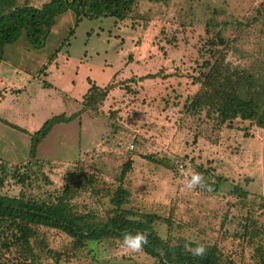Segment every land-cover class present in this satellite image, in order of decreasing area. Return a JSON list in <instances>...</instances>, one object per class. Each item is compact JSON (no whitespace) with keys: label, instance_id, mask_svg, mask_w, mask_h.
<instances>
[{"label":"rangeland","instance_id":"obj_1","mask_svg":"<svg viewBox=\"0 0 264 264\" xmlns=\"http://www.w3.org/2000/svg\"><path fill=\"white\" fill-rule=\"evenodd\" d=\"M48 1L14 0L35 6ZM263 3L264 0L143 2L141 9L150 18L148 26L138 24L134 28L130 21L115 25L111 16L83 17L76 21L69 9L56 17L43 46H31L22 33L5 46L1 62L17 65L30 74L31 81L25 92L19 89L21 84L10 88L8 95L0 90V160L13 165L31 161L32 177L23 187L11 179L4 192L14 196L23 189L28 196H43L61 187L69 173L81 164L113 190L123 163L131 158L133 164L124 181L130 191L126 208L159 215L161 220L154 223L159 236L165 239L171 230L175 236L216 242L222 253L237 264H256L263 236L250 233V237H243V234L244 225L247 231H252L264 223V182L257 172L262 174L264 165L260 166V158L248 161L252 157H246V153L259 145L263 131L253 138L247 131L253 123L243 126L242 133L249 137L242 149L237 141L243 134L223 128L218 133L220 137L213 136L216 145L209 147L203 140L208 128L203 127L196 134L191 128L194 120L184 116L181 102L197 89L189 75L197 73L198 49L212 35L218 33L230 40L227 58L233 65L249 67L253 72L263 66L264 7L260 12ZM58 46L56 71L48 65L50 72L46 76L40 74L32 79L42 72L39 70ZM121 71L125 76L113 80L116 82L111 83L98 110L84 111L80 122L75 119L55 125L39 143L35 158L29 155V136L6 123L17 125L22 120L20 113L28 108L26 96L36 111L48 102L51 91L46 86L37 93V81L39 85L51 82L59 89L71 86V94L78 96L84 95L91 83L102 87ZM152 74L156 76L147 77ZM64 108L68 109L66 104ZM187 118L190 120L184 126ZM129 144L135 148L129 150ZM178 163L183 164L181 172L176 168ZM193 169L203 174L210 191L186 188ZM249 177L252 179L245 181ZM214 182L216 188L211 185ZM237 187L253 192L241 199L233 190ZM75 201L90 204L94 198L88 191ZM55 238L51 241L54 247L69 240L65 236ZM42 261L158 264L144 251L131 253L114 240L89 242L70 260ZM0 264L20 263L14 254L6 252L0 256Z\"/></svg>","mask_w":264,"mask_h":264},{"label":"trees","instance_id":"obj_2","mask_svg":"<svg viewBox=\"0 0 264 264\" xmlns=\"http://www.w3.org/2000/svg\"><path fill=\"white\" fill-rule=\"evenodd\" d=\"M143 2L159 3L166 0H49L40 6L0 0V60L3 59L5 46L15 42L22 33H25L31 46H43L56 17L69 9L74 12L76 21L83 17L111 16L115 18V25L130 21L132 28L138 24L147 27L150 18L141 9ZM263 5L260 6V12ZM59 49L57 47L54 50L49 60L55 57ZM230 49V40L218 33L204 41L201 49H198L197 73L189 75L197 89L184 98L181 110L184 116L192 117L197 129L209 123L215 129H220L233 124L236 119L264 129V64L256 72L249 67L233 65L227 58ZM154 76L156 74L147 75ZM44 85L50 86L47 82ZM110 86L101 87L91 83L77 111L53 115L34 132L6 123L29 136V155L35 158L39 143L55 125L75 119L80 122L81 113L98 110ZM197 129L196 134L200 133ZM31 164L28 161L26 164L13 165L0 160V256L6 252L14 254L20 264H50L43 263L44 258L57 262L70 260L89 242L114 240L123 245L122 234L128 230L133 234L136 231L150 233V243L143 251L158 264H237L222 253L216 242L175 236L171 230L167 238L162 239L154 227V223L161 220L159 215L126 208L130 202V191L124 181L133 164L131 158L123 163L113 190L100 183L80 163L69 173V178L61 187L43 196H28L23 189L14 196L4 192L11 179L21 187L31 181ZM211 185L216 188L215 182ZM233 190L241 199L250 194L242 187ZM88 191L94 202L75 201ZM105 197L108 200H104ZM262 208L264 210V201ZM167 223L170 226L168 219ZM244 230L243 237L255 233V236L260 234L263 236L261 239H264V223L260 228H252V231H247V225H244ZM60 236L69 240L60 247H54L51 241ZM195 242L207 247L205 256L194 257L184 247L186 243L195 247ZM158 249H162L164 254L161 255ZM257 251L256 264H264V244H260Z\"/></svg>","mask_w":264,"mask_h":264},{"label":"crops","instance_id":"obj_3","mask_svg":"<svg viewBox=\"0 0 264 264\" xmlns=\"http://www.w3.org/2000/svg\"><path fill=\"white\" fill-rule=\"evenodd\" d=\"M122 28H124V27H122ZM51 31H52V29H51ZM58 47H60V46H58ZM144 55H145V53L143 51H141V56H144ZM57 57H58V54H56L53 59L48 60L44 64V66L39 70V71L42 70V72L37 74L36 76H33L32 79L40 77V74L42 76H46L50 72L49 69L47 68L48 65L53 66V70L56 71L57 66H58L57 65L58 64L57 63ZM51 62L54 63V65L50 64ZM121 73H123V71H121L119 74H115L114 76H112V79L109 82H107V84H105V85L116 82V80L120 76H125ZM30 77H31L30 74H28L27 72H25L24 70L19 68L17 65H13L12 63H8V62H1V60H0V90H2V94L8 95L10 88H12L15 84L16 85L21 84V85H19L20 86L19 89H21L22 92H25L27 86L30 85V81H31V79H29ZM114 79H116V80L113 82ZM38 82L39 81H37L36 85H35L36 86L35 88L38 89L36 91L37 93L40 92L44 88L46 89V86L44 84L39 85L40 83H38ZM44 82H47V81H43V83ZM47 83L50 84V86H47V89H49L51 91V93L48 94L49 95L48 102L46 104H42V108L39 111H36L33 108H31L30 107L31 103H30L29 99H27V96L25 97L26 99L24 101L27 102L26 104H27L28 108L20 113L23 116L21 117L22 120L17 122V125L21 126L22 128L26 129L29 132H34L37 129H39V127L43 124V122L53 115H56V114H59L62 112H65L67 114H71L80 108V101H81L83 95L79 94L78 96H74V94H71L72 93L71 86L68 88L59 89L56 86H54L51 82H47ZM105 85H102V86H105ZM65 104L68 107V109H66L67 111L64 110ZM187 120H190V119L189 118L185 119V122L183 123L184 126H186ZM183 125H182V127H183ZM193 125L194 126L191 125V128L194 129V131H195L197 128L195 127L194 123H193ZM249 125H252V124H249L247 122H242V121L240 122L239 119H236V121L229 126H226V125L222 126L220 129H213L214 127L213 128L208 127V126H212V123L204 124V126H202V128L203 127L208 128L206 137L203 139L204 143H208L209 147L216 145V144H214V142H212L213 139L215 137L216 138L220 137L221 135L218 133H220V131L223 130V128H226V130H228V131H234L237 134H243L241 136V139H239V141H237V142H238V144H240V147L242 149H244L245 146L247 145V144H245L246 143L245 138L249 137V136H253L251 134H249V136H248V135H245V133H242L243 132L242 129H244L245 126H249ZM255 126L256 125L253 124V126H250V127H255ZM200 129L201 128H198L197 130L200 131ZM248 129H247V131H248ZM260 130H261V132L263 131V136L262 137L260 136V138H259L260 139L259 145H256L255 149H252L249 153H246V152H244V153H246V157H249V156H250V158L252 157L250 160H248L250 162L254 159V157H256L258 159L260 158L259 159L260 166H262V164L264 165V148H262V145H264V129H260ZM234 132H233V134H234ZM239 132H241V133H239ZM195 133H196V131H195ZM213 136H214V138H213ZM199 137H200V135H197L196 139H200ZM231 137H229V138H231ZM257 137L258 136H253V138H257ZM205 140H208V141L206 142ZM232 144H234V143H232ZM238 144H236V145H238ZM168 149H169V146H168ZM191 150H195V149H191ZM192 153L195 154V151ZM263 169H264V167H263ZM257 172L259 175H261L263 182H264V171H262L263 172L262 174H260L261 171H257ZM251 179H252V177H249L247 180H251ZM248 192L250 193L249 195H251L253 191L250 189V190H248Z\"/></svg>","mask_w":264,"mask_h":264},{"label":"clouds","instance_id":"obj_4","mask_svg":"<svg viewBox=\"0 0 264 264\" xmlns=\"http://www.w3.org/2000/svg\"><path fill=\"white\" fill-rule=\"evenodd\" d=\"M134 145L129 144L128 149L133 150ZM189 179L186 180V188L189 190H195L196 188H203L206 190H211V186L206 184L205 178L202 173L196 172L194 169L189 172ZM150 233L143 231H136L134 234L131 231L125 230L122 234L123 246L127 248L131 253H138L144 250L146 245H149ZM164 237H162L163 239ZM184 247L191 253L194 257H203L207 253V247L199 242H195V247L191 243H186ZM161 255H163V250L158 249Z\"/></svg>","mask_w":264,"mask_h":264},{"label":"built area","instance_id":"obj_5","mask_svg":"<svg viewBox=\"0 0 264 264\" xmlns=\"http://www.w3.org/2000/svg\"><path fill=\"white\" fill-rule=\"evenodd\" d=\"M248 132H249V134H251V135H253V136H260V132H261V130H260V128L259 127H257V126H255V127H250L249 129H248ZM133 145V144H132ZM176 168H177V170L178 171H182V169H183V164L182 163H178V164H176Z\"/></svg>","mask_w":264,"mask_h":264}]
</instances>
